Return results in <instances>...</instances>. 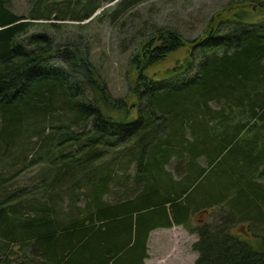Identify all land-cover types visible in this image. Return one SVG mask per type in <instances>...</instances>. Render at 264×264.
I'll list each match as a JSON object with an SVG mask.
<instances>
[{
	"label": "trees",
	"instance_id": "1",
	"mask_svg": "<svg viewBox=\"0 0 264 264\" xmlns=\"http://www.w3.org/2000/svg\"><path fill=\"white\" fill-rule=\"evenodd\" d=\"M135 1L119 0L112 14ZM8 2L0 0V164L24 165L34 138L59 157L30 193L0 180V264H143L150 232L173 226L196 236L194 264H264V20L227 17L192 42L153 32L138 46L145 67L186 44L193 52L162 78L147 79L138 63L126 109L102 97L88 50L48 34L51 20H64L57 5L39 0L26 18ZM239 3L264 11V0ZM80 79L99 96L95 106L78 101ZM40 156L27 162L49 159ZM172 161L177 179L166 170ZM130 168L135 187L118 186ZM217 206L229 211L224 224H193ZM236 222L251 223L257 248L231 234Z\"/></svg>",
	"mask_w": 264,
	"mask_h": 264
},
{
	"label": "rangeland",
	"instance_id": "2",
	"mask_svg": "<svg viewBox=\"0 0 264 264\" xmlns=\"http://www.w3.org/2000/svg\"><path fill=\"white\" fill-rule=\"evenodd\" d=\"M8 1V7L13 13L31 18L39 0ZM118 1L44 0V5H57V15L64 18L63 21L51 20L49 23L54 27L52 30H48V34L60 45L67 46L66 43H70L78 50H88L90 61L99 75L97 81L102 97L108 103L119 101L120 106L126 109L130 107L133 101L132 88L138 76V63L143 76L147 79L162 78L166 71L183 67L182 65L187 60L188 54L193 52L191 46L186 44V46L168 54L165 58H160L155 64L145 67L140 62L141 60L139 61L141 52L138 46L153 32H174L186 42H192L208 29L217 28L218 24L227 17H234L243 23H257L262 19L264 20V11H256L255 6L250 3H239L243 0H136L135 3L122 11L112 14V10L115 9ZM88 13L91 16L86 20L77 21L75 19ZM35 23L42 25L44 21ZM36 30L41 32L43 28L37 27ZM49 66L52 70H55L57 75L68 78V69L63 64L52 59ZM55 72L53 73L55 74ZM92 80L95 81L93 76ZM89 87L86 80L80 79L74 83V92L76 96L80 95L78 101L95 106L96 99L99 100V96L97 93L92 92ZM132 115H136L135 111H132ZM79 129L82 130L83 127L81 126ZM48 130L51 131L50 127ZM31 144L35 145L26 151L29 158L41 155L40 161H42L51 155L48 160L34 166L27 162L31 161L32 158H28L22 166H19V162L15 165L1 163L0 180L4 183V186L13 192L30 193L31 190L37 187L35 184L40 176L51 173L49 172L51 166L54 168V163L59 157L54 152L44 155L46 152V148L43 149L44 140L39 142L34 138ZM112 156L114 157L110 160L120 158L115 157L114 154ZM201 162L204 163L205 161L201 160ZM176 166L177 162L172 161L166 167V170L177 179ZM16 167L19 170L15 169ZM134 175L135 170L130 168L125 175L120 176L124 178L118 186L135 187ZM258 183L264 186V171L258 178ZM115 192L120 193L116 189ZM115 196H111L110 200L112 202L116 200ZM78 205L82 204L79 203ZM208 211L210 213L206 214L208 215L207 218L206 215L193 218V224L196 226L198 223L204 222L208 225L216 223L220 226L224 224V219L229 218V211L226 208L223 209L217 206ZM230 226H233L230 229L233 236L249 246L257 248V242L260 241V238L254 239L251 223L238 224L236 222Z\"/></svg>",
	"mask_w": 264,
	"mask_h": 264
},
{
	"label": "crops",
	"instance_id": "3",
	"mask_svg": "<svg viewBox=\"0 0 264 264\" xmlns=\"http://www.w3.org/2000/svg\"><path fill=\"white\" fill-rule=\"evenodd\" d=\"M197 241L182 226L158 228L149 234L147 258L143 264H194L198 255L192 251Z\"/></svg>",
	"mask_w": 264,
	"mask_h": 264
},
{
	"label": "water",
	"instance_id": "4",
	"mask_svg": "<svg viewBox=\"0 0 264 264\" xmlns=\"http://www.w3.org/2000/svg\"><path fill=\"white\" fill-rule=\"evenodd\" d=\"M134 106V105H133Z\"/></svg>",
	"mask_w": 264,
	"mask_h": 264
}]
</instances>
